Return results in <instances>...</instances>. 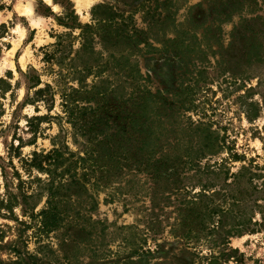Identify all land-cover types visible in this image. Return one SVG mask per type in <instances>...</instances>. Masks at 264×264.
Instances as JSON below:
<instances>
[{
  "label": "rangeland",
  "instance_id": "rangeland-1",
  "mask_svg": "<svg viewBox=\"0 0 264 264\" xmlns=\"http://www.w3.org/2000/svg\"><path fill=\"white\" fill-rule=\"evenodd\" d=\"M123 1L0 0V78L10 85L0 93V157L6 158L10 147H20L26 157L46 153L53 144L79 154L85 140L65 118L62 93L101 81L100 91L107 90L104 116H110L117 99L145 88L176 126L178 134L170 127L162 137L171 147H189L195 155L209 136L215 145L203 151L199 162L180 169L173 182H155L123 161L121 170L103 168L99 192L92 193L98 203L90 215L98 223L94 231L68 228L38 238L28 230L22 251L36 264H264V0H182L178 10L172 0ZM107 3L115 13L137 12L134 27L143 39L130 57L137 71L131 86L112 63L99 69V77H83V84L67 75L66 67L81 48L80 30L65 28L59 19L71 14L75 23L91 24L93 9ZM64 34L74 39L58 75L59 65L45 63L44 54ZM103 60H110L108 53L103 52ZM31 117L39 119L29 126ZM13 163L18 166L15 158ZM101 164L110 165L107 157ZM206 185L220 192L208 202L215 214L195 244L187 245L177 226L180 210H187L185 203ZM205 208L201 203L193 207L194 218L203 216ZM14 213L23 219L20 208ZM0 225L13 228L15 223L0 214ZM14 239L13 231L5 235V243ZM9 258L8 251L0 252V260Z\"/></svg>",
  "mask_w": 264,
  "mask_h": 264
},
{
  "label": "trees",
  "instance_id": "trees-1",
  "mask_svg": "<svg viewBox=\"0 0 264 264\" xmlns=\"http://www.w3.org/2000/svg\"><path fill=\"white\" fill-rule=\"evenodd\" d=\"M181 1L172 0L171 6L178 10L182 7ZM119 2L126 1L117 0V3ZM135 14L125 16L123 12L115 13L113 6L107 3L93 9L91 24L81 26L74 22V15L71 14L60 18L59 23L65 28L80 30L78 38L81 40V48L77 50L75 58L71 59L66 67L67 75H76V79L73 80L83 84V77L91 75L99 77L103 72L99 69L109 68L112 63L113 70L118 69L126 73L125 78L127 81L129 79L132 81L128 83L131 86L137 80V71L134 70L136 65L130 61V57L132 50L137 49L143 39V33L136 31L134 27ZM155 22L157 21L152 16L150 23ZM71 39H74L71 34L57 36L56 42L51 45L53 51L44 54L45 63L59 65L61 71L58 75L62 72L61 64L65 59L64 54L67 48H72ZM95 45H99L101 49L96 50ZM145 47L153 50L149 44ZM103 52L108 53L111 62L109 60L103 63ZM100 83L104 84L105 81ZM100 83L94 84L89 89L82 87L79 90L71 89V93L66 91L62 93L65 118L72 126L74 134H79L85 140L83 150L79 154L70 152L65 146L57 147L53 144L54 147L46 153L33 152L26 157H21L20 147H10L7 157H0V188L3 189V193L0 194V214L3 219H10L15 223L13 228L0 225V252L10 253V258L7 261L0 260V264H36L33 261L37 259L24 253L23 247H20V244L26 243L25 237L28 230H32V236L38 238L68 228H77L83 232L89 229V233H92L95 229L94 225L98 224L96 222L93 224L90 216L96 211L98 205L92 193L99 192L102 178L98 174L102 173L103 168L115 167L121 170L123 161L127 164L126 166L136 167L139 173L141 170L145 171L153 181L163 179L166 182H173V177L178 176L180 169L182 170L185 165L191 166L190 164L199 162L204 156L203 151L215 145L211 140L213 138L209 136L207 144L201 142V148L198 147L195 155H190L189 152L192 153V150L189 147L184 150L179 149V146L176 149L171 147L172 143L162 137L167 136L170 127L178 134L176 126L171 124L169 114L160 113L163 108L160 105L161 101L158 102L156 95L145 88L130 87L133 93L123 99L115 100L116 104L107 113L110 116H104L105 110L101 109L108 103L107 90L100 91ZM9 87V83L0 78L1 95L6 93ZM81 102L82 106H79ZM91 103H94L96 107L83 106V104ZM122 107H125V110H121ZM113 110L117 112L115 118L111 115L114 113ZM169 110L172 111V117H176L177 113L174 109L169 108ZM2 113L0 106V117ZM91 116L94 119H91ZM38 119V117H31L27 123L31 126ZM86 119L89 121H85ZM177 122L181 126L178 118ZM111 130L112 133H110ZM183 143L181 141L182 148ZM133 147L136 149L134 154L130 150ZM235 156L231 155V158H237ZM105 157L109 166L101 164ZM14 158L18 166L13 163ZM199 166L196 165L200 171L202 169ZM39 174L45 177L42 179L38 176ZM228 175L226 173V176ZM230 176L234 180L238 178L235 174ZM208 188H210L208 185L202 186L201 194L196 199L185 203L189 208L180 210L177 226L182 231V239L187 245L195 244L199 234L204 232L203 229L213 220L215 211L210 209L208 202H211L220 192L215 190L212 192ZM43 197H45L44 204L38 209ZM202 198L207 202H203ZM200 203L206 207V210L203 211V216L199 213V216L194 218L193 207ZM16 208H20L23 219L15 216ZM182 211H186L187 214ZM196 213L198 214V211ZM10 231L14 232L15 239L5 243V235ZM27 261L31 262L27 263Z\"/></svg>",
  "mask_w": 264,
  "mask_h": 264
}]
</instances>
